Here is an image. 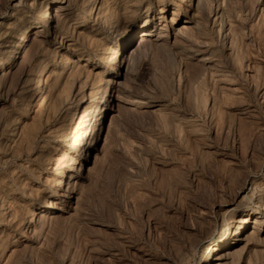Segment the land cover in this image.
Instances as JSON below:
<instances>
[{"label":"rangeland","instance_id":"rangeland-1","mask_svg":"<svg viewBox=\"0 0 264 264\" xmlns=\"http://www.w3.org/2000/svg\"><path fill=\"white\" fill-rule=\"evenodd\" d=\"M0 264H264V0H0Z\"/></svg>","mask_w":264,"mask_h":264},{"label":"bare ground","instance_id":"bare-ground-1","mask_svg":"<svg viewBox=\"0 0 264 264\" xmlns=\"http://www.w3.org/2000/svg\"><path fill=\"white\" fill-rule=\"evenodd\" d=\"M180 2V1H179ZM43 9V8H42ZM58 12V11H57ZM42 13V15H48V10L47 9H45V10H43V12H41ZM49 16V15H48ZM150 21V20H149ZM145 27H148V25H147V23L145 22V25L142 27V28H145ZM148 33V32H147ZM145 34V33H144ZM145 35H147V34H145ZM55 42V41H54ZM21 45V44H20ZM22 45H23V42H22ZM18 50V49H17ZM75 60V59H74ZM77 61V60H76ZM46 70V69H45ZM45 78V77H44ZM43 83V82H42ZM43 85V84H42ZM46 88V87H45ZM38 94V93H37ZM44 97H46V96H44ZM36 98H37V96H36ZM41 98H43V97H41ZM40 100H42V99H40ZM46 101V100H45ZM37 102V101H36ZM39 102V101H38ZM40 103V102H39ZM39 103H38V105L37 106H39ZM45 103V102H44ZM37 104V103H36ZM43 104V102L41 103V105ZM33 107V106H32ZM36 108V107H35ZM36 109H38V108H36ZM35 109V110H36ZM43 108L41 107V110H42ZM39 110H40V106H39ZM40 110V111H41ZM30 111V110H29ZM34 111V110H33ZM37 111V110H36ZM35 111V112H36ZM32 112V111H31ZM37 113V112H36ZM30 114V113H29ZM32 114V113H31ZM262 207V206H261ZM262 210V209H261ZM34 212H36V211H34ZM35 216V215H34ZM257 218V217H256ZM31 222V221H30ZM34 222H35V219H34ZM256 222H258V221H256ZM241 225H243V224H247L248 223V221H247V219H245V218H243V220H241V222H239ZM31 224V223H30ZM33 224V223H32ZM34 225V224H33ZM241 227V226H240ZM240 227H238V229H240ZM30 228V227H29ZM227 228V227H226ZM29 230V229H28ZM225 231V230H224ZM234 231V230H233ZM229 232H230V230H229ZM237 235V234H236ZM218 245H221L222 247H226V246H224V241H221V242H219V244ZM207 249H209V247L207 248ZM210 251H211V249H209ZM211 256V255H210ZM208 257H209V255H208ZM215 258V257H214ZM217 259V258H216ZM200 262V261H199Z\"/></svg>","mask_w":264,"mask_h":264}]
</instances>
